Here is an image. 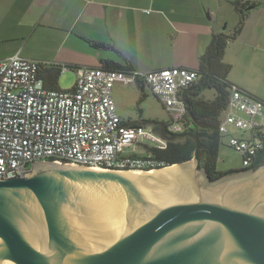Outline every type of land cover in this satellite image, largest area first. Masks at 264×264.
Returning <instances> with one entry per match:
<instances>
[{
  "label": "water",
  "instance_id": "water-1",
  "mask_svg": "<svg viewBox=\"0 0 264 264\" xmlns=\"http://www.w3.org/2000/svg\"><path fill=\"white\" fill-rule=\"evenodd\" d=\"M197 165L35 163L0 181V264H264V164L217 180Z\"/></svg>",
  "mask_w": 264,
  "mask_h": 264
},
{
  "label": "crops",
  "instance_id": "crops-1",
  "mask_svg": "<svg viewBox=\"0 0 264 264\" xmlns=\"http://www.w3.org/2000/svg\"><path fill=\"white\" fill-rule=\"evenodd\" d=\"M234 1L0 0V60L19 55L40 62L39 75L45 86L57 90L62 89L58 83L51 86L46 72L50 65L75 69L114 65L140 72L198 70L212 36L231 35L237 26ZM244 2L245 22L230 42L240 49L228 44L223 58L230 71L239 61L244 74L232 80L227 76V81L264 101V80L257 76L264 71V0ZM224 23L232 26L230 33L221 29ZM177 52L182 56L179 63L174 62ZM120 87L145 96V90L152 94L151 90L140 82L117 83L112 90L121 121L142 124L132 121L125 90L118 98L116 89ZM153 127L150 129L160 134Z\"/></svg>",
  "mask_w": 264,
  "mask_h": 264
},
{
  "label": "built area",
  "instance_id": "built-area-1",
  "mask_svg": "<svg viewBox=\"0 0 264 264\" xmlns=\"http://www.w3.org/2000/svg\"><path fill=\"white\" fill-rule=\"evenodd\" d=\"M40 68V62L19 55L0 60V181L22 178L38 162L126 171L129 157L165 150L167 140L145 125L121 121L112 96L115 84L148 86L170 117L168 130L181 132L187 108L183 94L197 78L184 68L81 67L74 70L70 90H57L45 86ZM60 70L63 74L70 68ZM217 131L250 168L264 155V101L232 87Z\"/></svg>",
  "mask_w": 264,
  "mask_h": 264
},
{
  "label": "trees",
  "instance_id": "trees-1",
  "mask_svg": "<svg viewBox=\"0 0 264 264\" xmlns=\"http://www.w3.org/2000/svg\"><path fill=\"white\" fill-rule=\"evenodd\" d=\"M245 0H235L233 7L239 16V21L231 35L215 34L211 42L199 59L196 80L184 92L183 100L186 102V114L181 120V132H170L169 122L157 124L155 130L160 132L167 140L165 150L153 149L150 155L143 157H129L130 164L123 169L135 171H150L161 169L191 161L194 157L200 161L201 168L212 180H217L225 175L237 171L223 173L217 168L218 151L222 137L217 128L219 118L226 110L232 84L227 81L230 65L223 60L227 45L235 40L241 32L245 22L246 13L241 7ZM245 7V6H244ZM97 46V45H96ZM104 69L128 71V68L105 66ZM75 68H70L71 72ZM51 86L56 87L61 75L60 66L50 65L46 68ZM205 90L214 91L211 99H205L201 94ZM264 164V155L260 156L250 168L242 171H250Z\"/></svg>",
  "mask_w": 264,
  "mask_h": 264
},
{
  "label": "rangeland",
  "instance_id": "rangeland-1",
  "mask_svg": "<svg viewBox=\"0 0 264 264\" xmlns=\"http://www.w3.org/2000/svg\"><path fill=\"white\" fill-rule=\"evenodd\" d=\"M222 14L226 16L225 11H223ZM221 29L226 31L227 33H230L229 31L232 30V26L229 25V27H227V25L224 23ZM230 47H232V49L234 48L235 50L240 49L238 44H230ZM174 55H175L174 57L175 63H179L180 61H182L180 60L182 59V56L179 54V52L175 53ZM243 71H244L243 65L238 61L237 64H235L232 70L228 73L229 80L240 78L244 74ZM263 72H259L257 76L261 77L264 80ZM58 84L60 89L70 90L75 84V74L71 71L61 74L59 76ZM123 90H125L124 92L126 93L124 96L128 101L126 102L128 103V112H130V114L132 115V119H133L132 121L142 123L149 128L157 125L158 123L161 124V123L169 122L170 117L167 114L166 110L164 109L163 105L158 101L156 97L152 96V94L148 91V89L145 90L146 92V96H145L142 93L139 94L138 92L132 90L126 91V89L120 87L116 89V93H118V98H120V96L123 94ZM201 96L205 97V99H211L214 96V91L205 90L201 94ZM227 141L228 139L226 137H222L218 151L217 168L219 171L223 173L237 171L233 174L225 175V176L234 175V177H236L238 173H245V171L242 170L246 168L242 164V158L240 157V155L228 146ZM137 151L140 154L141 152H144V150L139 148L137 149ZM191 161H193V159ZM197 161H198V165L195 166V171L201 172L203 169L201 168L200 161L198 159Z\"/></svg>",
  "mask_w": 264,
  "mask_h": 264
},
{
  "label": "bare ground",
  "instance_id": "bare-ground-1",
  "mask_svg": "<svg viewBox=\"0 0 264 264\" xmlns=\"http://www.w3.org/2000/svg\"><path fill=\"white\" fill-rule=\"evenodd\" d=\"M169 169V168H168ZM165 170V169H164ZM160 171H162V170H160ZM160 171H156V170H152V171H150V172H148V173H144V172H142V171H134V172H132V173H130V174H136V175H138V174H153V173H157V172H160Z\"/></svg>",
  "mask_w": 264,
  "mask_h": 264
}]
</instances>
